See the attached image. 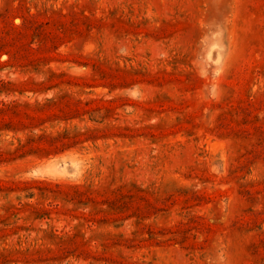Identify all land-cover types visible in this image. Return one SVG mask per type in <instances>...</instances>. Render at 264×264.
<instances>
[{
	"label": "rangeland",
	"instance_id": "obj_1",
	"mask_svg": "<svg viewBox=\"0 0 264 264\" xmlns=\"http://www.w3.org/2000/svg\"><path fill=\"white\" fill-rule=\"evenodd\" d=\"M0 264H264V0H0Z\"/></svg>",
	"mask_w": 264,
	"mask_h": 264
}]
</instances>
